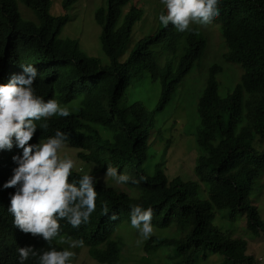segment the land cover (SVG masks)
<instances>
[{"label":"trees","instance_id":"trees-1","mask_svg":"<svg viewBox=\"0 0 264 264\" xmlns=\"http://www.w3.org/2000/svg\"><path fill=\"white\" fill-rule=\"evenodd\" d=\"M75 0H61L64 10L59 14L48 11L49 0H0V84L22 73L20 65L31 64L38 72L33 84L36 95L45 101L55 99L69 109L67 117L48 119L47 130L37 129L30 143L54 136L57 130L67 134L66 144L75 148V156L94 164L96 171L106 172L108 165L143 183L134 196L123 189L97 180L96 209L90 220L78 229L61 220L60 235L82 239L88 254L103 264H118L119 244L111 233L119 219L131 218V207L141 205L152 209V225L165 226L172 220L182 229V235L163 238L158 242L173 245L176 262L194 264L201 252H219L230 264H253L245 253L246 241L221 230L213 222L214 208L244 213L246 227L257 235L264 226L258 210L248 198L255 178L264 171V0H219L220 35L226 46L224 60L238 62L242 72L225 95L217 92L215 74L220 65L208 67L205 84L196 102L199 125L195 142L199 154L193 172L196 179L168 178L161 169L145 176L142 163L147 157V139L153 126V111L140 100L119 106V98L129 83L128 66L141 63L142 70L160 85L157 108L163 106L192 63L205 48V37L194 25L179 32L173 25L158 26L152 33L140 37L126 58L118 60L129 40L131 26L141 16L140 7L131 4L117 23L120 5L127 0H104L93 19L99 25L100 48L108 58L100 64L97 57L81 50L75 38L60 36L64 23L71 18L66 13ZM33 15L20 13L18 3ZM184 36L186 46L175 70L159 55L173 52ZM162 40L157 52L151 43ZM22 155L16 148L5 162L12 169L17 165L13 156ZM3 162V159H0ZM0 162V176L4 168ZM86 174L73 169L70 182ZM198 181L207 183V197L196 196ZM107 201L109 215L102 214ZM1 208V202H0ZM115 214V219L110 216ZM65 237V236H62ZM61 238V237H60ZM33 246L38 252L49 249L41 238L22 232L13 224V216L0 223V264H20L18 249ZM57 250L64 247L56 241ZM24 264H38L29 258ZM71 264V261H70Z\"/></svg>","mask_w":264,"mask_h":264},{"label":"rangeland","instance_id":"rangeland-1","mask_svg":"<svg viewBox=\"0 0 264 264\" xmlns=\"http://www.w3.org/2000/svg\"><path fill=\"white\" fill-rule=\"evenodd\" d=\"M60 2L61 0H49L48 11L51 14L62 13L64 10ZM131 4L140 7L142 13L131 26L129 40L118 56L120 61L126 58L129 50L140 37L152 33L162 25L159 15L162 12L166 13V8L161 0H127L120 5L117 23L121 21L123 13ZM98 6H104V0H75L71 3L66 9V13L71 15V18L62 26L60 36L75 38L83 52L97 57L100 64H106L108 58L101 50L98 40L99 25L93 19V12ZM18 7L22 15L33 17L32 13L20 2ZM194 26L203 33L206 40L205 48L202 55L183 75L162 107H156L160 97L159 81L151 78L146 71L144 72L139 62H131L128 66L129 83L123 90L118 105L126 106L133 100H140L147 109L153 111L154 116V123L149 129V138L147 139V157L142 163L147 178L153 175L156 169H161L168 178L178 176L183 180L196 179L193 172L195 158L199 154L194 138L199 125L196 102L205 84L208 67L213 63L220 65L219 71L215 74L219 95H225L231 90L243 70L238 62L223 59L222 53L226 51V46L220 35L217 20L213 19L212 23L206 26ZM161 43L162 40L151 43L149 48L157 52ZM185 46V38L181 36L176 49L173 52L161 53L158 57L159 62H167L171 70H175ZM75 151V148L65 144V147L61 149V155L70 156L75 161L74 169H82L84 173L91 172L101 183L121 188L131 196L136 195L144 186L141 181L137 184L116 183L111 177L106 176L105 172L96 171L92 162L77 158ZM198 183L196 196L206 198L207 183L205 181H198ZM248 198L256 206L264 226V171L254 179ZM212 222L221 230L244 238L246 241L245 253L253 257V264H264L263 230H259L257 235L251 234L246 227L244 213H231L227 207H215ZM152 226L153 235L138 244L137 241L141 237L138 231L132 228L130 221L127 219L117 221L111 237L116 239L119 244L118 264H177V259L173 255V245L164 244L158 240L181 236L182 229L178 224H175L174 220L165 226ZM62 236L73 239L61 234L56 238V241L58 242ZM60 244L64 249L68 248L66 243ZM69 250L76 253L71 264H103L88 254L86 245ZM194 264L230 263L219 252H207L205 255L200 252L197 254Z\"/></svg>","mask_w":264,"mask_h":264},{"label":"clouds","instance_id":"clouds-1","mask_svg":"<svg viewBox=\"0 0 264 264\" xmlns=\"http://www.w3.org/2000/svg\"><path fill=\"white\" fill-rule=\"evenodd\" d=\"M161 3L166 13L159 15L160 23L165 27L171 24L179 32L189 31L192 25H209L219 15V0H161ZM20 66L22 73L0 84V159H3L0 162L4 168L0 176V223L12 214L14 226L26 234L41 237L49 245V249L42 252L30 245L20 247V264L29 258H37L38 264H70L76 253L69 249L83 247L84 241L61 237L58 242L68 245L64 250L52 246L53 241L60 236L61 220L76 229L89 222L96 209L94 185L97 178L89 172L78 181L70 182L76 165L70 156L61 155L68 140L66 133L57 130L54 136L30 143L38 127L37 121H44L39 128L47 130L49 118L67 117L70 112L57 100L45 101L36 95L33 84L37 69L31 64ZM18 147L22 155L12 157L17 165L12 169L5 157ZM105 175L118 184H137L144 180V177L137 180L122 174L111 165L107 166ZM102 214L109 215L107 201L102 204ZM115 218V214L110 216V219ZM151 221L150 207L145 209L139 204L131 207L130 223L141 237L138 244L153 235Z\"/></svg>","mask_w":264,"mask_h":264}]
</instances>
